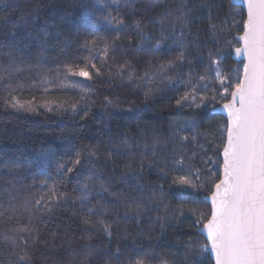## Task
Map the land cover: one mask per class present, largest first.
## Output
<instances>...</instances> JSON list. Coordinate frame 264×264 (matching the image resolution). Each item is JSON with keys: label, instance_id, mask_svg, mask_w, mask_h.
<instances>
[{"label": "trees", "instance_id": "16d2710c", "mask_svg": "<svg viewBox=\"0 0 264 264\" xmlns=\"http://www.w3.org/2000/svg\"><path fill=\"white\" fill-rule=\"evenodd\" d=\"M244 20L230 0H0V264H214L196 255L226 140L212 111L241 76ZM186 172L196 187L173 184Z\"/></svg>", "mask_w": 264, "mask_h": 264}, {"label": "snow or ice", "instance_id": "6c2138e0", "mask_svg": "<svg viewBox=\"0 0 264 264\" xmlns=\"http://www.w3.org/2000/svg\"><path fill=\"white\" fill-rule=\"evenodd\" d=\"M113 2L118 3L119 0H113ZM244 3L247 8V19L243 22V34L239 37L242 47H237L235 52L237 56L245 57L247 62L243 65L240 78L234 84L224 88V93L230 95L231 99L223 105L227 113V123L223 126L224 134H226L222 152L223 175L218 182L213 184L214 191L210 195L211 212L206 218V223L203 224L202 231L206 233L207 243L196 253L200 256L203 252L210 251L215 264H264V0H244ZM201 7H207V5H201ZM105 19L108 20L107 17ZM113 20L115 18L108 22L112 23ZM115 22L118 25L124 24L123 19ZM145 23L137 20L135 27L140 31L142 38H150L149 34L144 31ZM167 30L161 24V32ZM183 59L184 54L181 53L175 61H169L168 64L174 67L176 61ZM66 67L71 75L88 80L93 78L88 66L68 65ZM91 67L95 68V65ZM200 79L203 80L205 77H200ZM217 79H221L223 83L219 72H217ZM230 88L233 90L229 92ZM12 99L15 101V97ZM190 99L194 101L195 96H190L186 92L176 101V104L183 107ZM12 107L17 110H32L19 102H14ZM183 130H174V135H178ZM179 139L183 142L189 137L179 136ZM192 140L195 141L196 136H192ZM152 154H156L155 150ZM76 155L77 159L72 161V167L66 168L67 173L73 172L75 166L81 163L80 154ZM89 155L96 157L98 153L93 150ZM176 163L182 164V161ZM141 168L143 169V164ZM60 169H65L63 163L59 165L58 171ZM195 180L200 181L199 174L195 176ZM173 184L181 187L197 186L193 183L191 173L187 172L175 176ZM43 186H47V181ZM55 194V188H50L48 201H51ZM80 199L86 200L87 197ZM41 205L47 207L44 196L35 200L33 204L34 207ZM102 207L103 205L99 203L96 206L97 209ZM140 207L139 204L136 205L138 210ZM88 212L92 213L93 208H89ZM192 212L195 214L196 210ZM201 219H204L202 214ZM83 222L92 223L87 218ZM101 223L104 232L111 236L110 225L103 221ZM197 223H200V220H197ZM27 259L25 252L19 258L20 264H27ZM135 264H144V261L137 260ZM162 264H168V262L163 261ZM193 264H200V262L194 259Z\"/></svg>", "mask_w": 264, "mask_h": 264}, {"label": "water", "instance_id": "95a60500", "mask_svg": "<svg viewBox=\"0 0 264 264\" xmlns=\"http://www.w3.org/2000/svg\"><path fill=\"white\" fill-rule=\"evenodd\" d=\"M230 3H231L232 6L239 7V8H241V9L244 11V14H245V20H246V19H247V8H246V5H245V3H244V0H230ZM242 34H243V32L235 37V40H236V42L238 43V46H237V47H242V41H240V39H239V37H240ZM237 47H236V48H237ZM236 48H234V49L232 50V60H233L234 62L242 63V64L244 65V63H246L247 60H246V58L243 57V56H237V55H236V52H235V49H236ZM242 72H243V70H242ZM230 99H231V97H230ZM230 99H229V100H230ZM224 104H225V103H224ZM224 104H222V105L219 106L218 108L214 109V110L212 111V114L223 117V118L226 120V123H227V113L224 111V108H223V105H224ZM222 152H223V150H222ZM222 152H221V161H222V164H223V156H222ZM222 175H223V169H222V167H221L220 178L222 177ZM213 191H214V189H213ZM204 200H205V202L209 205V207H210V212H211V206H212V205H211L210 195H209L208 197H206ZM202 229H203V227H202L200 230H198V233L204 238V240H205L206 243H207L206 233H204V232L202 231ZM209 255H210V258L212 259L213 263L215 264L214 257H213V255L211 254L210 251H209Z\"/></svg>", "mask_w": 264, "mask_h": 264}, {"label": "rangeland", "instance_id": "374dc122", "mask_svg": "<svg viewBox=\"0 0 264 264\" xmlns=\"http://www.w3.org/2000/svg\"><path fill=\"white\" fill-rule=\"evenodd\" d=\"M236 48V47H235ZM234 49V48H233ZM242 70H243V65H242ZM241 75H242V72H241Z\"/></svg>", "mask_w": 264, "mask_h": 264}]
</instances>
